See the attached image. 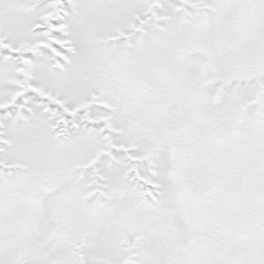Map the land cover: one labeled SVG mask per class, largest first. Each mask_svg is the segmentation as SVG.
Here are the masks:
<instances>
[{
    "label": "snow or ice",
    "instance_id": "6c2138e0",
    "mask_svg": "<svg viewBox=\"0 0 264 264\" xmlns=\"http://www.w3.org/2000/svg\"><path fill=\"white\" fill-rule=\"evenodd\" d=\"M0 264H264V0H0Z\"/></svg>",
    "mask_w": 264,
    "mask_h": 264
}]
</instances>
